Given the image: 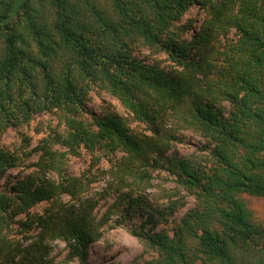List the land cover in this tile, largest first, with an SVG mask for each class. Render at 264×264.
Returning a JSON list of instances; mask_svg holds the SVG:
<instances>
[{
    "label": "trees",
    "instance_id": "1",
    "mask_svg": "<svg viewBox=\"0 0 264 264\" xmlns=\"http://www.w3.org/2000/svg\"><path fill=\"white\" fill-rule=\"evenodd\" d=\"M193 6L207 12L199 30L183 22ZM143 50L152 64L138 58ZM93 93L115 97L131 118L90 112ZM58 112L67 133L52 131L25 152L40 153L38 171L57 181L30 177L0 191V264H45L56 240L68 260L90 264L89 248L118 215L116 225L145 219L131 234L156 253L146 264H264V226L242 198L264 197V0H0V141L11 127ZM131 120L152 135L134 133ZM180 129L206 140L200 160L168 155ZM81 148L111 163L102 197L116 199L101 219L99 201L84 196L92 170L68 171ZM21 161L0 144V177ZM159 169L196 206L157 232L185 206L171 197L160 210L136 196ZM42 202L35 240L13 243L14 219Z\"/></svg>",
    "mask_w": 264,
    "mask_h": 264
},
{
    "label": "rangeland",
    "instance_id": "2",
    "mask_svg": "<svg viewBox=\"0 0 264 264\" xmlns=\"http://www.w3.org/2000/svg\"><path fill=\"white\" fill-rule=\"evenodd\" d=\"M207 19V12L199 6H193L183 18V22H192L195 30H199ZM193 34V31L190 35ZM230 39L234 34L231 33ZM226 39H223V43ZM139 59L146 60L147 63L152 64L155 60L153 56L150 57L148 50H143ZM157 58L162 60V66L169 67L170 62H167V57L164 54ZM228 110L229 103L223 104ZM90 112L98 115H105L108 113L117 114L123 117L131 118L128 110L124 108L122 103L115 97L102 94L97 95L93 93L91 100L88 103ZM61 113H41L36 115L27 125L22 127H11L1 138V146L10 152L17 153L21 162L16 167L11 168L5 175L0 177V191L4 194L10 193L13 186L21 180L30 177L36 178V182L40 183V179L49 181H57L58 176L55 172H39L36 163L40 153H36L31 158H28L25 152L31 151L40 145L41 141L46 138L52 131L56 133L66 134L65 124L60 118ZM86 121H90L87 117ZM131 130L136 133H146L152 135L149 128L143 123L131 120ZM178 141L172 144V149L168 155H177L178 157H191L193 160H200L205 156L203 151L206 140L197 135L191 130L180 129L177 131ZM28 140V142H27ZM55 150L64 152L65 148L61 146L54 147ZM125 154L119 152L113 154V158L121 160ZM111 168V163L108 157H104L103 152H96L90 154L85 148H81L78 156L69 157L68 171L72 176H81L84 172L92 170L90 175V182L87 191L84 193L86 198H91L99 201L94 215L101 219L108 208L115 202L116 196L106 195L105 190L108 188L109 176L101 175V172H107ZM150 185L136 193V196L142 195L143 199L154 205L160 210H164L169 206L171 197L175 199H182L184 207L180 208L173 217H170L167 224L159 226L156 231L160 232L163 229L171 227L173 218L181 219L191 209L196 206V200L189 195L177 182L175 178L168 175L165 170L159 169L152 171ZM128 190V189H127ZM242 198L246 201L248 208L251 210L254 221L264 226V197L250 196L244 194ZM64 201H71L70 197H64ZM47 208V203L42 202L31 209L30 214H22L16 217L11 224L10 230L7 233L13 243L19 242L22 246L27 247L34 241L36 235L39 233L36 219L38 215H42ZM121 218L120 215L114 216L111 221L103 228L102 238L89 248V263L90 264H146L147 262L156 258V253L147 249L144 244L135 236L131 234V229L135 226L140 228L142 222L145 220L138 215L128 218L122 225H116L115 221ZM146 218V217H145ZM29 222L31 225H25ZM68 246L61 240H56L51 243L49 252L44 258L45 264H79L77 259L68 260ZM20 259H17L19 262Z\"/></svg>",
    "mask_w": 264,
    "mask_h": 264
}]
</instances>
